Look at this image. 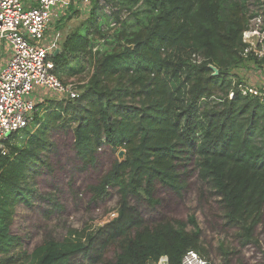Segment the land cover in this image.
Instances as JSON below:
<instances>
[{"label": "trees", "instance_id": "trees-1", "mask_svg": "<svg viewBox=\"0 0 264 264\" xmlns=\"http://www.w3.org/2000/svg\"><path fill=\"white\" fill-rule=\"evenodd\" d=\"M102 1H91L86 23L65 37L52 58L63 84V76L92 66L80 80L78 98L38 97L31 124L38 127L11 135L7 152L0 153V264H69L112 241L119 251L102 264H146L163 255L168 264H180L188 250L210 260L194 215L151 228L128 203L133 196L157 205L156 183L180 194L185 182L178 166L190 160L200 182L220 198L225 224L238 230L241 246H257L254 231L264 209V105L238 85L246 82L241 69L264 66L241 56L242 33L258 14H248V0ZM106 6L110 15L103 13ZM73 10L69 4L67 11ZM66 126L83 164H93L102 146L125 151L90 187L94 199L117 190V216L95 234L69 230L63 240H45L28 254L10 233L15 207L31 205V174L45 163L49 133ZM22 134L28 139L15 142Z\"/></svg>", "mask_w": 264, "mask_h": 264}, {"label": "rangeland", "instance_id": "rangeland-1", "mask_svg": "<svg viewBox=\"0 0 264 264\" xmlns=\"http://www.w3.org/2000/svg\"><path fill=\"white\" fill-rule=\"evenodd\" d=\"M99 1L103 3L102 0ZM260 2L262 1L248 0V14H261ZM262 7L264 8V4ZM90 8V5L78 6L76 7L78 11H64L59 20L52 21L53 27L60 32L61 43L70 32L86 23ZM103 13L110 15L109 6L104 8ZM108 21L112 22L111 19ZM106 28L107 25L103 24V29ZM55 29H51L46 34L44 43L54 36ZM101 44L100 41L95 47L98 48ZM4 55H7V52L0 47V63L3 62ZM91 72L92 66L85 63L81 73L72 78L63 76V80L66 84H73L78 88L83 84L80 80L87 79ZM239 73L241 76L245 74L244 84H257L252 82L254 81L252 76L258 74L255 68H244ZM51 98L59 99L50 93L43 95V99ZM39 112L41 115V110ZM37 127L38 125L35 127L30 125L28 130L33 133ZM27 139L28 137L22 134L15 142H25ZM49 140L52 147L42 154V161L45 163L38 164L37 173L31 174L30 186L34 190L31 205L17 204L10 226V233L19 237L21 250L28 254L45 240H63L69 230L85 229L86 232L95 234L117 216L116 210L119 204L117 190L108 189L101 199H94L90 187L98 182L114 161L123 160L125 153L121 156L119 155L121 150L116 151L102 146L96 152L94 163L86 165L74 152L71 127L66 126L50 131ZM184 164L178 166L181 178L185 182V187L180 194L156 183L153 196L159 201L157 205L150 206L143 199L128 197L129 205L138 211L145 226L152 228L160 222L172 220L186 222L189 215H194L210 260L216 264H264L262 259L264 209L261 222L254 231L258 245L241 246L237 236L238 230L225 224L220 198L206 184L200 182L192 160ZM188 229L191 227L188 226ZM118 251L116 241L108 242L104 246L98 244L88 257L76 256L69 264L113 262ZM225 251L228 253L224 254Z\"/></svg>", "mask_w": 264, "mask_h": 264}, {"label": "built area", "instance_id": "built-area-1", "mask_svg": "<svg viewBox=\"0 0 264 264\" xmlns=\"http://www.w3.org/2000/svg\"><path fill=\"white\" fill-rule=\"evenodd\" d=\"M91 1L0 0V47L7 52L0 63L1 154L7 152L6 142L11 135L32 124L38 97L50 93L59 99L78 98V88L73 84H63L54 74L52 58L60 51L61 35L53 27L52 21L59 20L69 4L87 7ZM51 29H55L54 36L44 43V38ZM242 42L246 47L241 56L264 64L262 13L249 20L242 33ZM256 70L259 75H253L252 82L257 84L243 83L238 87L243 95L256 97L264 105V66ZM146 264H168V258L163 255L157 261L151 260ZM180 264L215 263L194 250H188L182 256Z\"/></svg>", "mask_w": 264, "mask_h": 264}, {"label": "water", "instance_id": "water-1", "mask_svg": "<svg viewBox=\"0 0 264 264\" xmlns=\"http://www.w3.org/2000/svg\"><path fill=\"white\" fill-rule=\"evenodd\" d=\"M209 68L213 71V76H215V75H217L218 74V70L215 68V67H213V66H209ZM123 153H125V151L124 150H121L120 152H119V155H123Z\"/></svg>", "mask_w": 264, "mask_h": 264}, {"label": "crops", "instance_id": "crops-1", "mask_svg": "<svg viewBox=\"0 0 264 264\" xmlns=\"http://www.w3.org/2000/svg\"><path fill=\"white\" fill-rule=\"evenodd\" d=\"M67 11V10H66Z\"/></svg>", "mask_w": 264, "mask_h": 264}]
</instances>
